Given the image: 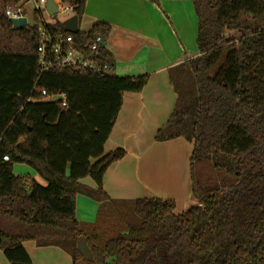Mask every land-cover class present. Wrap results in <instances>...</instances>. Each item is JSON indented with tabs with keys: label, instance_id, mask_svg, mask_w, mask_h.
I'll list each match as a JSON object with an SVG mask.
<instances>
[{
	"label": "trees",
	"instance_id": "1",
	"mask_svg": "<svg viewBox=\"0 0 264 264\" xmlns=\"http://www.w3.org/2000/svg\"><path fill=\"white\" fill-rule=\"evenodd\" d=\"M21 1L0 0V250L10 263L34 264L24 243L36 241L83 264H264V0H192L199 55L173 69L177 104L156 135L193 143L197 204L180 213L173 199H117L103 188L107 168L126 154L104 152L123 95L142 91L149 75L43 70L39 16L14 30L5 13ZM64 1L82 17L87 0ZM62 23L47 24L71 33ZM110 32L98 22L72 34L86 42ZM100 53L110 59L104 45ZM60 93L66 106L52 98ZM15 163L47 184L16 174ZM88 176L96 188L81 183ZM80 192L99 202L94 222L77 217Z\"/></svg>",
	"mask_w": 264,
	"mask_h": 264
},
{
	"label": "crops",
	"instance_id": "2",
	"mask_svg": "<svg viewBox=\"0 0 264 264\" xmlns=\"http://www.w3.org/2000/svg\"><path fill=\"white\" fill-rule=\"evenodd\" d=\"M98 22L111 26L104 47L110 56L108 61L114 65L113 74L149 75L142 91L123 95L104 152L123 148L126 154L107 168L103 188L117 199H173L175 211L180 213L197 204L191 180L193 143L184 137L158 141L156 135L169 121L177 104L178 95L171 82L173 69L199 55L194 3L192 0H160L159 4L150 0H87L79 18V31L88 33ZM81 183L97 187L89 176L81 179ZM76 200L77 217L94 222L99 202L82 192ZM24 245L34 264H71V254L61 246H41L36 241H26ZM0 264H11L2 250Z\"/></svg>",
	"mask_w": 264,
	"mask_h": 264
},
{
	"label": "built area",
	"instance_id": "3",
	"mask_svg": "<svg viewBox=\"0 0 264 264\" xmlns=\"http://www.w3.org/2000/svg\"><path fill=\"white\" fill-rule=\"evenodd\" d=\"M33 1L35 2V15L39 16V22L37 24L39 37L38 52L39 61L43 70L52 67H71L97 75H111L114 73L113 63L101 56V47L105 44V40L101 35H97L90 41L81 42L75 40L72 33L64 34L63 32H53L49 29L48 22L44 20L42 15L43 4L38 0ZM56 2L59 13H73L74 5L64 0H56ZM44 6L46 8V3ZM5 13L9 19H18L26 16L25 10L20 3L13 6L8 5ZM37 89L38 87L35 85L33 90ZM43 94H46L45 90ZM52 98H61L62 104L64 106L67 105L65 93L52 95ZM4 159L8 160L9 157L5 156Z\"/></svg>",
	"mask_w": 264,
	"mask_h": 264
},
{
	"label": "rangeland",
	"instance_id": "4",
	"mask_svg": "<svg viewBox=\"0 0 264 264\" xmlns=\"http://www.w3.org/2000/svg\"><path fill=\"white\" fill-rule=\"evenodd\" d=\"M40 3L43 4V7H42V15L44 17V20L46 22H54V21H64L66 18H68L69 16L72 15V13H69V14H62V13H59L57 15H54V16H50L48 11L46 10L45 8V0H38ZM20 5L23 7V9L25 10V15L27 17V20H28V24L30 26H33L36 24V20H35V12H34V8H35V2L33 0H22ZM250 20V18H249ZM251 21V20H250ZM262 27V26H261ZM232 33L234 34H238L240 35V32H237V31H233ZM18 167H23V168H18ZM29 169V171H26L24 169ZM14 172L16 174H28L27 172H30V175L31 177H34L36 178V180L43 184V185H46L47 182L45 179H43L39 173L30 165L28 164H25V163H15V166H14ZM80 220H81V217H78ZM72 257V256H71ZM71 264H83V261L81 260L80 262H77V263H74L73 262V259H71Z\"/></svg>",
	"mask_w": 264,
	"mask_h": 264
},
{
	"label": "water",
	"instance_id": "5",
	"mask_svg": "<svg viewBox=\"0 0 264 264\" xmlns=\"http://www.w3.org/2000/svg\"><path fill=\"white\" fill-rule=\"evenodd\" d=\"M46 9L50 16H54L59 13L56 0H46ZM10 22L12 23V27L14 30L23 29L28 26V20L26 16L18 18V19L11 18ZM62 27L65 31H68L71 33L78 32L79 31V16L76 14H73L68 19L63 21Z\"/></svg>",
	"mask_w": 264,
	"mask_h": 264
}]
</instances>
